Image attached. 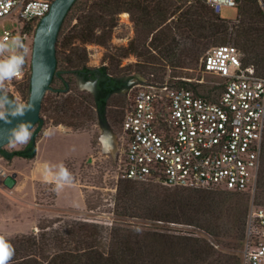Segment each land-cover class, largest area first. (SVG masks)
Returning a JSON list of instances; mask_svg holds the SVG:
<instances>
[{"label":"rangeland","instance_id":"rangeland-1","mask_svg":"<svg viewBox=\"0 0 264 264\" xmlns=\"http://www.w3.org/2000/svg\"><path fill=\"white\" fill-rule=\"evenodd\" d=\"M94 1L77 0L64 19L61 26L63 32L56 44L57 60L59 68L64 70L62 77L71 83L72 90L68 93L61 92L64 89L63 82L54 80L44 97L40 114L44 119V128L57 124L68 130H85L91 133L95 159L88 158L79 163L70 161L66 165L72 174V181L78 182L84 190L86 209L63 210L47 215L44 209L52 207L54 202L53 184L33 183L30 179L29 160L20 157L8 160L1 151L17 149L3 147L0 149V236L7 240H38L42 251L24 248L18 258L33 256L47 260L55 252L67 247L73 251L79 248L84 250L86 248H82L84 246L79 243L78 238L81 234L79 229L83 228L97 233L98 248L105 254L118 251L121 246L127 250L129 247L137 250L138 243H141L148 252H145V259L135 260L134 264L151 263L155 252L161 255L158 256V264H219V261L224 262L228 257H232L228 260L234 261L236 257L241 261L246 236L245 216L253 205L264 207V193L260 188L254 193H234L219 189L168 187L158 181L127 182L120 178V174L125 158L122 122L141 84L145 81L173 83L182 79L189 81L190 84L185 85L187 88L199 94L212 93V97L217 96L220 91L218 85H221L222 80L203 72L202 60L215 46L235 45L234 30L239 22V14L242 19L246 18V14L242 9L240 13V4L223 6L220 16L226 19L229 34L220 33L216 37L202 39L200 53L195 60L191 51V58L185 65L175 68L169 63L164 70L155 60V57L167 60V53L161 52V48H155L158 41L167 38L170 31L177 41L192 47L191 38L187 34L184 36V21L199 7L204 6L206 12H210L212 9L207 4L202 0H148L154 4L153 10L158 5L165 9V17L161 19V23L158 21V25L150 26L146 34L139 33L140 27L131 14L124 11L116 15L114 26L104 28L97 25L93 38L88 39L85 32L84 36L81 34V19ZM260 8L264 12V7L260 5ZM37 28L38 26L35 28L29 24L22 30L27 34V37L20 40L23 45L21 52L25 55L28 67L25 77L5 83L7 94L25 104L28 103L31 92V89L28 90V83L31 84ZM19 29L20 25L15 17L0 18V40L5 31L15 32ZM105 36L106 42H101V38ZM143 37H146L144 48L140 45ZM64 41L69 43L68 46L63 44ZM132 46L138 47V51H132ZM19 50L20 48H13L12 52ZM174 52L180 55L178 49ZM75 53L84 58L81 64L92 69L105 66L109 75L125 83L120 91L109 98L105 122L97 118L93 107L99 77L84 79L73 73L66 58H75ZM10 54L12 53H5ZM259 72H263L262 67H259ZM65 103L71 106L67 116L57 109V106ZM82 112L87 115L75 116ZM40 132L41 129L37 126L33 128V135H39ZM111 136L116 142L115 151L112 154L102 153L100 137L105 148H109L108 138ZM14 173L18 175V183L10 189L4 185V179ZM213 198L218 202L225 201L223 212L219 213L222 216L217 222L218 230H208L206 221L198 222L199 218L204 219L211 214L207 212ZM122 239L130 241L129 246ZM186 239L198 240L200 246L186 251L180 245H174V242ZM200 253L201 261L198 258Z\"/></svg>","mask_w":264,"mask_h":264},{"label":"built area","instance_id":"built-area-1","mask_svg":"<svg viewBox=\"0 0 264 264\" xmlns=\"http://www.w3.org/2000/svg\"><path fill=\"white\" fill-rule=\"evenodd\" d=\"M54 1L0 0V18L15 17L20 25L18 31H5L1 40L27 37L23 27L36 28ZM202 1L216 14L223 6H238L237 0ZM256 1L264 7V0ZM201 68L222 80L217 96L170 81H145L135 92L122 122L120 178L168 187L256 191L264 148V75L244 65L240 50L231 44L209 50ZM27 70L25 58L18 79ZM241 264H264L263 206L253 205L248 213Z\"/></svg>","mask_w":264,"mask_h":264},{"label":"trees","instance_id":"trees-1","mask_svg":"<svg viewBox=\"0 0 264 264\" xmlns=\"http://www.w3.org/2000/svg\"><path fill=\"white\" fill-rule=\"evenodd\" d=\"M238 4H240V13L241 9L246 14V18L242 19L241 15L239 14L238 17V24L234 30V44L240 50L242 61L244 65H253L259 72V67L263 68V72L260 73L264 75V12L260 8V5L256 0H237ZM77 0L75 1V3ZM204 2V1H203ZM74 3V4H75ZM205 3V2H204ZM73 4V5H74ZM159 4V3H158ZM206 4V3H205ZM154 4L152 1L148 0H95L92 3V6L89 7L88 13L82 17L81 19V34L84 36V32L88 39L93 38L94 31L97 25L107 28L109 26H114L116 21V15L120 14L124 11H128L131 14L132 19L135 21L136 25L140 28L139 33L146 34L150 26L158 25L161 23V19L165 17V12L160 5L156 7V11L153 10ZM226 19L221 18L220 14H216L213 10L210 12H206L205 7H199L195 11L193 10L190 15L184 21V33L186 36H189L193 42L192 47H187L185 43H181L175 39L172 33L169 31V35L167 38H161L158 42L157 49L161 48V52L167 53L166 59H160L155 57V60L163 66L164 70L166 69L167 65L170 63L171 66L177 68L180 65H185L186 61L191 58V51L194 53V60L198 57L200 53V45L202 39L212 38L218 36V34H229L228 25L225 23ZM179 26V25H178ZM62 28L58 37H61ZM107 33V32H106ZM170 39V40H169ZM106 36L101 38V42H106ZM142 47H145V40L146 37L140 39ZM58 41V40H57ZM64 45L68 46L69 43L63 42ZM182 45V48H181ZM139 46V45H138ZM178 49L180 51V55H178L174 50ZM132 51H138V47L132 46ZM77 54V53H75ZM177 54V57H176ZM197 54V55H196ZM84 58L82 55L77 54V56L72 58L71 56L67 57L66 60L68 64L72 66L73 69L71 71L76 73L77 75L83 76L84 79L95 78L96 76L99 77L97 91L96 94L93 96V107L97 113V118L101 122L106 121V113L108 107L109 98L115 92L120 91L124 86L125 83L122 80L116 79L115 77L109 75L107 72V68L100 67L97 69H92L87 67L85 64H81ZM58 61V60H57ZM59 61L57 62V69L56 74L53 78V81L59 79L64 84V89L61 92L68 93L72 90L70 87L71 83L63 79L64 70L59 68L58 66ZM162 69L161 67H159ZM52 81V83H53ZM163 82V81H162ZM177 86H184L190 84L189 81H185L182 79L177 80L175 82ZM31 89L30 82L28 83V90ZM51 89V86H50ZM195 91V90H194ZM196 92V91H195ZM204 95V94H202ZM206 97H212V93L204 95ZM71 106H68L67 103L63 104L62 106H57L58 112H61L64 116L68 115ZM74 111V110H73ZM87 113L82 112L75 116H86ZM57 125V124H52ZM41 132L39 135H33L32 141L27 144L24 148L7 151L2 150V155L11 160L15 157H20L24 159H31L36 155V144L38 139L42 135V130L44 129V119L40 117L39 121L35 125ZM127 182H131L129 180H125ZM261 189L264 193V148L262 152V166L257 182V189ZM216 189V188H215ZM221 190V189H219ZM223 192H231L222 190ZM240 193V192H234ZM225 205V201L222 200L218 202L217 199L213 198L210 200L209 206L211 207L209 212L211 213L208 215L207 218H199L198 222L206 221V228L208 230H218L219 227L217 222L221 219L222 215H219L220 212H223L222 207ZM261 206V205H258ZM213 207V208H212ZM217 211H215V209ZM219 209V210H218ZM246 215V219H247ZM245 219V224H246ZM195 222V221H194ZM81 234L79 238V243L83 244L86 248L82 250L79 248L77 251H73L69 247L61 249L58 252H55L51 257L47 260L36 258L33 256L30 257H17L20 255L21 250L24 248L28 249H35L43 250L39 246V242L37 239L31 238H19L16 240H8L15 249V255L13 256L12 260L9 264H134L135 260H140L141 258L145 259V252H148L141 243H138L139 246L137 250L129 249L127 250L126 247H119L118 251L115 252H108L104 253L98 248V244L96 242L97 233L87 229H79ZM245 231V228H244ZM55 238V237H54ZM124 243L129 246L130 241L122 239ZM121 245L122 242L120 241ZM144 244V242H143ZM174 245H180V247L185 248L186 251L188 249H192V247L200 246L198 240L193 241V239H186L174 242ZM148 246V245H146ZM154 255V253H153ZM151 255V256H153ZM150 256V257H151ZM158 256L155 252V256H153V260L149 264H158L160 261L158 260ZM161 256V255H160ZM159 256V257H160ZM175 256V255H174ZM226 257V256H225ZM198 258L201 261V253L198 254ZM232 258V257H228ZM226 260L224 262L219 261V264H241L239 258L234 257V261ZM129 261V262H128ZM144 264V263H143Z\"/></svg>","mask_w":264,"mask_h":264},{"label":"clouds","instance_id":"clouds-1","mask_svg":"<svg viewBox=\"0 0 264 264\" xmlns=\"http://www.w3.org/2000/svg\"><path fill=\"white\" fill-rule=\"evenodd\" d=\"M13 48H23L18 37L13 38L11 42L0 40V121L10 123L9 117L16 118L25 115L26 111L32 108L29 102L25 104L18 102L15 97L7 94L5 83L10 82L22 75V66L25 63V55L22 52H12ZM11 52L10 55L5 53ZM11 97V99H10ZM43 135L48 137L51 130H42ZM33 139V128L28 122H21L14 128L7 131L6 134H0V140L6 141L5 148L20 149L29 144ZM37 171L47 183L54 185V191H61L65 186L72 183V174L63 164L42 163ZM15 255L13 245L4 237L0 236V264H9Z\"/></svg>","mask_w":264,"mask_h":264},{"label":"crops","instance_id":"crops-1","mask_svg":"<svg viewBox=\"0 0 264 264\" xmlns=\"http://www.w3.org/2000/svg\"><path fill=\"white\" fill-rule=\"evenodd\" d=\"M43 130H51V135L45 137L42 131V135L36 144V155L31 159L23 158L29 160L30 179L33 183H47L37 171L44 162L50 164L63 163L66 166L70 161L79 163L88 158L95 159L92 153L93 141L90 132L85 130L72 131L60 125H47ZM103 132L102 128L101 136H103ZM108 142L110 147L105 148L100 137L101 151L102 153L112 154L116 149L114 137H109ZM17 177L16 174V180ZM85 209L84 190L78 182L72 181L70 185L65 186L61 191H55L52 207L45 208L44 212L47 215H54L63 210L84 211Z\"/></svg>","mask_w":264,"mask_h":264},{"label":"water","instance_id":"water-1","mask_svg":"<svg viewBox=\"0 0 264 264\" xmlns=\"http://www.w3.org/2000/svg\"><path fill=\"white\" fill-rule=\"evenodd\" d=\"M75 1L55 0L49 13L38 24L34 39L31 92L28 101L32 104V108L26 111L22 117H9L10 123L0 121V134H6L9 129L21 122H28L34 128L39 121L44 97L56 74L58 35L65 17ZM5 143L6 141L0 140V149L4 147ZM16 183L15 173L4 179V185L10 189L14 188Z\"/></svg>","mask_w":264,"mask_h":264}]
</instances>
